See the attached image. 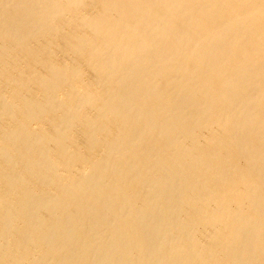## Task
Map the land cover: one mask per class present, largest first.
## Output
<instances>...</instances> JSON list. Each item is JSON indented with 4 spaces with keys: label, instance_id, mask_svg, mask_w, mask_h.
<instances>
[{
    "label": "bare ground",
    "instance_id": "obj_1",
    "mask_svg": "<svg viewBox=\"0 0 264 264\" xmlns=\"http://www.w3.org/2000/svg\"><path fill=\"white\" fill-rule=\"evenodd\" d=\"M0 264H264V0H0Z\"/></svg>",
    "mask_w": 264,
    "mask_h": 264
}]
</instances>
